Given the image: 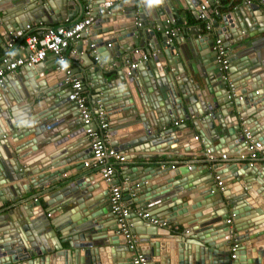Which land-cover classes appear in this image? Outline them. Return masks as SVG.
<instances>
[{
  "label": "water",
  "instance_id": "water-1",
  "mask_svg": "<svg viewBox=\"0 0 264 264\" xmlns=\"http://www.w3.org/2000/svg\"><path fill=\"white\" fill-rule=\"evenodd\" d=\"M37 1L38 11L45 10L43 14L53 23L80 18L86 6L92 9V23L73 41L81 53L83 40L87 42L81 56L85 67L79 78L85 81L84 89L94 91L90 95L96 104L94 109L100 106L107 118L120 124L135 122L133 126L142 128L141 135L128 139L138 138L142 145L147 140L164 151L169 160L183 155L167 151H201L202 145L194 141L195 131L202 134L206 148L212 140H218L219 146L210 147L220 152L244 145L238 133L241 128L264 143V34L259 37L253 31V4L243 2L237 9L217 13L212 21L216 30L195 38L187 51L179 46L177 37L182 34L177 32L168 42L165 30L183 24L184 12L179 9H189L197 18L200 5L214 6L215 0H163L161 4L154 0H73V8L68 7L70 0ZM110 2L117 4L115 11L99 14ZM33 4H21V14ZM210 12L208 7V16ZM173 18L175 21H170ZM28 22H21L19 17L6 23L0 15V46L6 48V42L21 34ZM217 36L235 54L231 58L233 68L229 64L234 98H228L227 80L222 77L213 49ZM93 42L98 46L99 58L111 65L108 72L116 75L113 79L108 80L93 65L94 55L88 53ZM135 47L140 53L155 55L130 69ZM13 53L18 56V52ZM102 69L107 70L105 65ZM52 70L49 66L45 70L23 66L19 73L26 81L21 86L11 90L8 77L0 84V96L4 93L8 104L7 108L0 106V112H6L0 118V205L19 200L34 188L43 191L48 186L46 191L51 194L47 205L57 204L55 209L67 212L61 219L67 226L66 233L62 232L58 241L47 238L41 243L34 231L35 211L28 209L36 206L42 216L44 208L38 199L29 197L21 203L24 206L32 199L28 207L9 211L16 216L11 217L12 227L0 232V264H132L135 252L141 253L147 264H264V164L258 168L240 160H210L206 177L199 183L187 177L194 169L190 164L174 168L172 162L162 159L156 164L160 168L143 169L144 164H134V169L125 163V199L135 201L137 209L145 210L151 204L150 217L156 218L161 209L167 210L168 202H175L171 206L174 211L182 208L177 217H168L167 213L160 216L168 223L174 222L176 228L180 225L182 231L178 234L131 211L128 219L136 243L130 249L119 231L108 184L101 174H76L63 179L83 169L82 161L90 148H77L80 135H86L72 96V77L67 79L64 71ZM216 89L223 92L216 94ZM70 117L73 121L65 123ZM178 120L183 123L170 126ZM60 124L64 125L58 128L56 139L55 135L42 136L49 129L55 133ZM92 126L96 128L97 124L93 122ZM128 139L117 146L127 149L136 142ZM34 160L38 167L33 166ZM216 175L223 181V189L213 185ZM169 188L173 192L164 196L167 199L160 197L156 204L150 201ZM177 193H186L189 200L176 203ZM197 196L199 199L193 200ZM199 206L205 207L192 211ZM204 209L208 211L203 213ZM206 222L210 226H199Z\"/></svg>",
  "mask_w": 264,
  "mask_h": 264
},
{
  "label": "crops",
  "instance_id": "crops-1",
  "mask_svg": "<svg viewBox=\"0 0 264 264\" xmlns=\"http://www.w3.org/2000/svg\"><path fill=\"white\" fill-rule=\"evenodd\" d=\"M27 1H32L34 4L31 5L29 7L30 9L27 11H26V9H24V11H26V14L24 12V15H22L21 14L22 10H20L19 8H20L21 4H26ZM243 2H244V0H220V1L215 0L214 6L210 5L209 8H211L213 10L217 9L218 13L223 12L222 10L232 11L233 9H237L238 6L243 5ZM87 3H85V4H87ZM74 4H75V2L73 0H70L68 2V7L73 8ZM39 5H40L39 1L35 2V0H0V15L4 18L6 23L10 19L16 20V19H19V17H20L21 22L23 20H27V19L29 20V22H28L29 28L26 29L24 27L23 29L20 30L21 34H16L14 36L15 38H14V42H13L12 47L7 48V46H6V48H2L0 46V64H1V58L3 57L4 54H6L8 52H18V55H25L27 53V48L23 47L24 40L22 39L23 36H25L26 34H29L32 32L40 33L41 31H43L49 27H54L57 25H70L75 20H77L79 18V16H78V18H76L75 20H72V21L67 20L64 22L59 21L57 23H53V22H51V19L48 18L47 14H43L45 12V10H44V12L38 11ZM114 6H117V4H115V2L112 3L111 6H109L108 10L112 9V11H115ZM253 6H254L253 8H255V10H256V11H253L254 14L252 16L253 20L255 21V22H253V25L254 24L255 25L253 26L252 23L251 22L250 23H251V26H253L252 27L253 31L255 33H257V35L260 37L264 34L263 33L264 32V8H262L256 4H253ZM257 6H258V8H256ZM1 10H3V12H1ZM87 10L90 11L91 14L93 13L92 9H90L89 7H85L84 8V14L79 19H81L83 16H85ZM181 11L184 12V15L181 16V18H183V24L180 26H178L177 24H173V25H171V27L177 28L178 33L182 34L181 36L178 35V37H177L179 42H180L179 46L181 49L188 51L189 48L191 47L190 46L191 42L195 38L205 36V35L209 34L210 32L205 29V22L201 21L200 19L195 18L189 9H187V10L186 9L185 10L179 9V12H181ZM25 15H27V16H25ZM42 15H43V17H42ZM215 16H216V13H214V11H212L211 16H210V20L213 21ZM35 17L37 20H35ZM174 21H175V18H174ZM249 21H250V17H249ZM215 30H216V28L214 27L213 31H215ZM87 38H88V36H87ZM173 39H175V37H173ZM86 44H87L86 39H84L82 44H81L82 45V53H81V51H78L76 49V47H77L76 42H72L71 45L66 49L65 56L67 59V63L69 64L70 69H71V74L67 75V76L72 77V78L82 82V93L86 97L87 104L90 107L94 108L96 104H95L93 99L90 100V95L94 94V91L92 89H90V90L84 89L85 81H84V79L79 78L80 77L79 75L81 74V69L83 70L84 69L83 66L85 67V65L83 64V60L81 59V56L84 53V49H86ZM227 52H228V58L230 61V68H233V62H232L233 59L231 61V58H233V56L235 54H231L232 52H231L230 48H227ZM88 53L91 54V50ZM149 53H152V52H149ZM233 53H235V51ZM251 56L254 57V53H252ZM111 57H112V59H115V57L113 55ZM91 59L93 60V65L98 67L100 72L102 71V73L105 76H107L108 80L113 79L116 76L112 72L111 73L108 72L109 68L111 67L110 64H106L105 61L101 60V58H99V61H96L94 59V56H91ZM236 61H238V60H236ZM103 65L106 66L107 70L102 69ZM34 66L37 69L39 68V70H41V68L43 70H45L46 67L49 66L54 71L55 70L60 71L57 68L58 63H57L55 57L52 56L51 54H48L44 61H42L41 63H38ZM19 69H17L16 71H14L12 73L6 74V77H8V83L10 85L11 90H13V88L16 89V86H19V85L21 86L26 81L22 77V75L19 73ZM60 72H62V71H60ZM100 72H99V74H100ZM59 76H62V74L59 73ZM231 76H233V75H231ZM24 89H25V86H24ZM215 92H216V94H221L223 92V90L216 89ZM2 95H3L2 97L0 96V103H1L0 106L3 108H7L8 104L6 101H4L7 96L4 93ZM2 98H4V99H2ZM97 105H98V103H97ZM2 112H4L6 114L5 110ZM2 112H0V118L3 117V116H1ZM105 117H106V115H105ZM106 120L108 122V127H109V129H108L109 130L108 131V133H109L108 139L110 140L109 145H111V146L113 145V146L119 148L117 146V143H120V142H122V141H124L130 137L138 136L139 134L141 135L143 133V130L141 127L137 126V128H136V126H133L135 122H125L124 124H120V123H118L119 120H116L117 121L116 122L115 119H113L109 116H108V118L106 117ZM72 121H73V118L70 117V119H68V121H65V123L72 122ZM178 121L179 122L177 124H174V122H173L170 126H174V125L178 126V125L183 123L182 120H178ZM0 123H1V121H0ZM63 125L64 124L57 125L55 127L56 128L55 133L52 132L51 129H49L47 132L42 133V136L47 137V135H49L50 136L49 138H51L55 135L54 139H56L59 136L57 130H58V128L62 127ZM121 127H125L126 132H123L124 128L121 129ZM129 129H130V131H129ZM114 130H116V132H113ZM195 134L199 136V140H194V141L196 143L202 145L201 151L197 150V148L193 151H188V152H186L184 150L175 151L172 153L167 151V153L170 155H173V154L183 155L182 157L175 156L169 160L166 157V153L164 151H159L157 149L156 145L155 146L151 145L150 142H147V140L142 145L141 142H138V138H135L133 140L128 139L129 141H136V142L133 143V145H131L127 149L120 147L122 153L125 155L127 160L122 161V162L111 160V162L114 164V166L116 168H122L123 167L124 169L127 166H125V165L122 166L121 164H123V163L124 164L130 163L129 167L134 168V169H135V167H133L134 164H144L143 169H146L149 166H152L153 168H160V166H157L156 164H158V162H160L162 159L172 162V165L174 166V168H179V166L182 167V166H184V164H190V166H193L194 169H193V171H191L187 175V177H192L193 182L199 183V182L203 181L206 177L207 168L210 167L209 161L210 160H216V159L222 160V159L220 158V154H219L220 151L217 149H215L216 153H214L213 156H209V155L204 154L203 151H206V147H204L202 144V142L204 141V138L202 137V134L199 133V131H195ZM80 136H79L80 137L79 140H77L78 142L76 143L78 146L77 148L80 150L88 149L89 143H88V141H86L87 137L83 136V135H80ZM214 145L219 146L218 140H212V144H210V146L213 147ZM125 147H127V146H125ZM140 147H142V148H140ZM212 147H210V148H212ZM134 148L136 150H134ZM243 149H244V145L239 144V145H236L234 148H232L230 151H224L221 153L227 154L226 160H233L234 161V160H238V157L236 156V154L238 152H241ZM89 153L87 154L86 158H88L90 156ZM161 154H162V157H155V156L161 155ZM4 159H6V158H4ZM10 161L12 164H14V159H11ZM33 162H32L33 166L38 167L36 164L37 163L36 160H34ZM238 164H240V163H238ZM262 164H264V155H262L258 158V160L256 162V166L258 168H262L263 167ZM161 167H163V166H161ZM182 169H183V167H182ZM50 170H52V168ZM98 170H99L98 167H95V166L83 167V169L76 170L66 177L64 176L63 179H66V178L71 177V176L76 175V174H84V173H89V174H91V176L95 177V176L99 175ZM183 172H184V170H183ZM119 177H121V176H119ZM119 177H118V179H119ZM25 179H27V178H25ZM116 181H119V180L116 179ZM177 182H179V180H177ZM201 185H203V183H200L199 186H201ZM213 185H216V180L213 181ZM8 186H9V184H6V187H8ZM47 187L48 186H46L43 191H40L39 188H34L32 190V192L24 194V196H19V198H18L19 200H7L2 205H0V232H3V230H2L3 228L12 227L11 217L12 216L15 217L16 215H15V213H12V214L9 213V211L10 212L19 211L20 207L21 208L22 207H24V208L28 207L29 203L32 202V199H30L29 202H27L28 204L24 203V206L21 204L22 201H25L29 197L30 198L34 197V199L36 198L40 201L41 205L44 208V213L42 216L40 215V213L38 211H36V209H35L36 206L31 208V209H28V211H33V212L35 211L36 220L34 221V223H35L34 224V231L36 233L37 238H39V241L41 243H46L47 238L53 239L54 241H58L57 239H59L61 237L62 232L66 233L67 226H65V223L61 219L64 217V214H66L67 212H65V210H63V213H62V210L55 209L57 204H52V206L47 205L46 200L49 199V197H50L49 194H51V192L46 191ZM223 188H224V183H223ZM16 192L17 193L19 192L17 187H16ZM96 192H97V190H96ZM172 192H173L172 188H169L167 190V192H165V193L162 192L163 194L161 193V195L159 197L152 198V199H150V201L155 200L152 203L156 204V202L159 201L156 199H159L160 197L163 199H167V198H164V196H170L172 194ZM8 194H10L9 191H8ZM127 194H128V192L125 191V189H124V191H123L124 198L127 196ZM108 196H109V194H108ZM198 199H199V196H197L196 198H193V200H195V201ZM53 200H51V201H53ZM187 200H189V196L186 193L185 194L177 193V196H176L174 201H176V203L177 202L184 203ZM126 201H127V204L133 210H137V208H136L137 203L135 201L130 200V199L129 200L126 199ZM174 203L175 202H173V201H171L170 203L168 202V204L165 205L167 207V210L166 209L163 210V209H161V207H159V210L160 209L161 210L158 212L156 217L161 218L160 216L162 214H166V213H167L168 217H170L172 215H174L173 217H177L179 211L182 212V208L176 209L174 211L173 209H171V206ZM150 205L151 204H149L144 211H147L150 213V209H152L149 207ZM204 207L205 206H199L196 209H192V211L199 210V209H202ZM75 208H77V207H75ZM139 209L142 210V208H139ZM206 211H208V210L204 209L203 213ZM218 219L219 218L213 219L210 222L216 221ZM139 223L140 222H138V224ZM173 223L174 222H170V224L164 228H168L172 234L180 233L182 231V227L180 225H178V228H176ZM3 225H4V227H3ZM204 225H206L207 227L210 226L209 223H207V222L204 224H201L199 226L201 227ZM197 226L198 225H196L195 227H197Z\"/></svg>",
  "mask_w": 264,
  "mask_h": 264
},
{
  "label": "built area",
  "instance_id": "built-area-1",
  "mask_svg": "<svg viewBox=\"0 0 264 264\" xmlns=\"http://www.w3.org/2000/svg\"><path fill=\"white\" fill-rule=\"evenodd\" d=\"M244 2L248 4H256L264 8V0H244ZM111 4L112 3L110 2V6ZM208 7L207 4L200 5L197 19L204 21L205 29L211 32L214 30V26L212 24V21L210 20V16L212 11L217 14L218 10L211 9L210 16H208ZM108 8L109 7H103L99 10V14H104L108 11ZM92 21L93 17L91 16L90 11L87 10L85 16L70 25H57L54 27H49L41 31L40 33L32 32L26 34L23 38V47L27 48V53L25 55L17 56L13 52H8L1 58L0 84L3 83L7 73H12L23 66L36 65L44 61L48 54H51L55 57L58 63L57 68L59 70L64 71L67 75H70L71 69L69 64L67 63L65 51L73 41L79 39L82 33L87 31V28L92 23ZM167 21L169 22V20ZM170 21L174 22V18ZM27 28H29L28 25L26 26V29ZM177 30V28L171 26L165 30V33L169 36L167 40L168 42L173 40V37H175L178 32ZM14 38L15 37L13 36L11 40L6 42L7 48L12 47ZM89 47L91 53L94 55V59L96 61H99L97 44L95 42L90 43ZM213 49L222 77L227 80L229 93L228 98H234L236 95L234 84L231 80L232 74L229 71L230 63L227 47L224 45L222 39L218 36L214 38ZM154 55L155 52L140 53L139 48H134L132 50V60L129 63V68L134 69L139 62L146 61ZM68 78L69 77H67V79ZM71 87L73 89L72 96L76 101L78 108L80 109L82 125L85 127L84 131L90 148V156L82 161L83 166L98 167V171L101 174L103 181L108 184V194L110 198L111 210L116 216L117 222L120 224L119 231L125 235L128 247L130 249H134L136 236L130 231L132 223L128 219L131 211H134L137 216L144 218L146 221H149L153 225L167 227L170 223L162 220V218L150 217L149 212L141 210L139 208L137 210H133L127 204V201L123 196V191L128 182L127 177H124L123 174L125 169L123 167L116 168L111 162V160L122 162L127 159L120 148L109 145V127L105 117V111L100 106L94 109L87 104L86 97L82 93L81 81L72 78ZM238 98L242 99V96L239 95ZM93 122L97 124L96 128L92 126ZM178 122L179 121H176L174 122V124H177ZM238 133L243 137L244 143V149L236 154L238 160L246 162L250 166L256 165L258 158L264 155V143L261 140L255 138L253 134L246 128H241ZM194 140H199V136L195 135ZM215 151L216 150H214L213 148L207 147L206 151H203V153L209 156H213L214 153H216ZM219 154L222 160H226V153L220 152ZM121 165L123 166L124 163ZM172 167L174 166L172 165ZM116 179L119 181H116ZM214 180H216L215 186H218L220 189H222L223 181L220 179V177L216 175ZM227 221L229 222L230 219H227ZM233 249L234 247L232 248V250ZM231 257H234L233 253H231ZM132 264H147V261L141 253L135 252L132 259Z\"/></svg>",
  "mask_w": 264,
  "mask_h": 264
},
{
  "label": "clouds",
  "instance_id": "clouds-1",
  "mask_svg": "<svg viewBox=\"0 0 264 264\" xmlns=\"http://www.w3.org/2000/svg\"><path fill=\"white\" fill-rule=\"evenodd\" d=\"M154 2L157 4H161L163 2V0H154Z\"/></svg>",
  "mask_w": 264,
  "mask_h": 264
}]
</instances>
